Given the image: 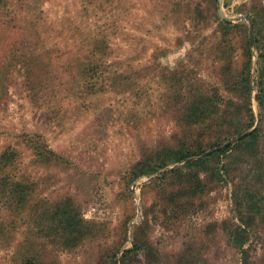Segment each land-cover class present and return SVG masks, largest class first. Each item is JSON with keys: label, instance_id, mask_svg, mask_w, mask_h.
Masks as SVG:
<instances>
[{"label": "rangeland", "instance_id": "rangeland-1", "mask_svg": "<svg viewBox=\"0 0 264 264\" xmlns=\"http://www.w3.org/2000/svg\"><path fill=\"white\" fill-rule=\"evenodd\" d=\"M96 1L103 3L97 7V13L92 11L93 2L88 0H40V5L43 4L52 21L63 19V27L77 26V21L85 24L92 17L95 24L107 29L111 57L116 61L168 69L192 81L195 87L216 86L230 95L223 90L221 80L222 67L229 58L223 60L219 52L224 37L213 0ZM254 5L264 7V0H219V15L249 26L242 18L247 15L238 14L237 10ZM71 33L72 29L65 32L68 36ZM244 33V29L236 30L227 42L228 55L239 70L244 61L241 48ZM254 51L253 109L257 118L260 107L255 98L258 75ZM20 72L13 73L8 93L0 98V151L10 145L19 150L22 169L37 183L38 199L52 202L71 196L81 207L84 218L98 229L95 237L73 250L42 237L28 241L27 216L9 215L0 203V264L18 263L28 243L35 253L54 264H106L102 252L125 228L128 238L124 250L133 246L137 235L138 239L151 241L160 251L159 259L136 254L128 264H167L168 259L171 264L174 252L180 248L189 251L196 244L203 250L207 264H241L240 254L229 243L223 228L226 222L238 221L232 181L210 184L194 204L179 211L176 221L170 218L174 208L162 201L154 187L146 186L162 173L127 184L126 175L141 157L143 147H152L160 139L174 141L177 136L182 137L173 83L151 76L149 83H142L140 91H135V83L111 88L90 97L86 104L89 110L76 106L82 101L76 83H66L69 90L63 89L56 97L48 95L52 94L48 91L44 97L60 111L59 118L54 119L53 114L32 101ZM34 132L44 134L49 145L71 163L51 167L33 164L30 151L19 136ZM261 233L253 234L249 242L257 259L263 250L264 230Z\"/></svg>", "mask_w": 264, "mask_h": 264}, {"label": "trees", "instance_id": "trees-1", "mask_svg": "<svg viewBox=\"0 0 264 264\" xmlns=\"http://www.w3.org/2000/svg\"><path fill=\"white\" fill-rule=\"evenodd\" d=\"M88 1L93 2L92 11L96 13L97 7L103 4ZM212 3L216 6L218 27L224 37L219 52L223 60L229 58L222 67L221 80L223 90L230 95L222 93L216 86L195 87L192 81L180 78L168 69L124 64L112 59L107 29L95 24L92 17L85 24L77 21V26L68 28L63 27V19L52 21L49 18L40 0H0V98L8 93L13 73L21 71L32 101L38 102L56 119L60 111L44 97L48 91L52 92L48 95L56 97L63 89L69 90L65 88L66 83H76L75 86L79 87L82 101L76 106L86 110H89L86 104L90 97L99 96L111 88H125L135 83V91H140L142 83H149L151 76L173 83V90L177 89L173 99L178 106L177 123L182 137L178 139L177 136L174 141L160 139L152 147H143L141 157L126 175L130 186L143 177L161 174L172 164L222 145L255 125L252 68L256 50L258 81L255 98L260 107L259 127L238 142L198 160L183 162L145 185L154 187L162 201L174 208L170 218L176 221L179 211L194 204L210 184L232 181V200L238 221L226 222L224 231L229 243L240 254L241 264H264V243L259 259L253 256L249 244L253 234L262 235L264 230V7L254 5L237 10L238 14L244 13L254 22V49L247 23H235L221 17L219 0ZM70 29L73 33L68 36L65 32ZM240 29L245 32L241 43L244 57L241 70L234 68L227 47L230 34ZM130 90L133 92L132 88ZM19 137L36 166L71 163L49 145L42 133H23ZM21 164V154L16 147L10 145L0 151V203L9 215L27 216L28 241L42 237L52 244L73 250L97 235L98 226L84 218L73 197L65 196L52 202L38 199L37 183ZM127 238L125 228L122 235L102 252L106 264H118L119 260L128 264L130 257L136 254L159 259V247L149 240L138 239L137 235L133 246L123 251ZM22 252L16 264H54L35 253L29 243ZM203 254L198 244L189 251L180 248L173 253L171 264H207Z\"/></svg>", "mask_w": 264, "mask_h": 264}, {"label": "water", "instance_id": "water-1", "mask_svg": "<svg viewBox=\"0 0 264 264\" xmlns=\"http://www.w3.org/2000/svg\"><path fill=\"white\" fill-rule=\"evenodd\" d=\"M221 2H222V0H221ZM242 18H243V19H246V20L248 21V23H249L250 39H251V42H252V44H253V48L255 49L254 22H253V20H252L250 17H248V16H244V17H242ZM259 125H260V113H259V111H258V112H257V120H256V123H255V125H254L253 127H251L250 129H248L247 131L241 133L240 135H238V136L235 137L234 139H231V140H229V141H226V142L223 143L222 145H219V146H216V147H214V148H212V149H210V150H207V151H205L204 153H202V154H200V155L190 157V158L184 160L183 162H186V161H193V160H198V159L203 158V157H205V156H207V155H209V154H212V153H214V152H216V151H218V150H221V149L225 148L226 146H229L230 144H234V143L238 142L240 139H242V138L246 137L247 135H249L250 133H252L256 128L259 127ZM183 162H179V163H177V164L170 165V166L166 167L165 169H163L160 173H163V172H165V171H167V170H170V169H172L173 167H175V166H177V165H180V164L183 163ZM123 251H124V249H123ZM119 261H120V260H119Z\"/></svg>", "mask_w": 264, "mask_h": 264}]
</instances>
